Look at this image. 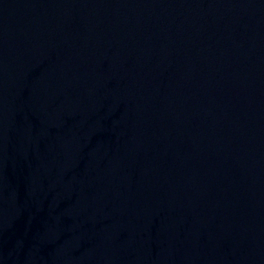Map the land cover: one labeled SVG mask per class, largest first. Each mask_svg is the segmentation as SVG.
I'll return each instance as SVG.
<instances>
[{"label": "water", "instance_id": "95a60500", "mask_svg": "<svg viewBox=\"0 0 264 264\" xmlns=\"http://www.w3.org/2000/svg\"><path fill=\"white\" fill-rule=\"evenodd\" d=\"M0 264H264V0H0Z\"/></svg>", "mask_w": 264, "mask_h": 264}]
</instances>
